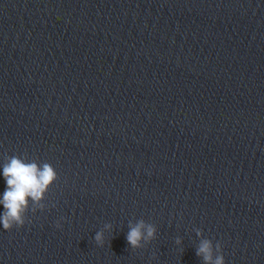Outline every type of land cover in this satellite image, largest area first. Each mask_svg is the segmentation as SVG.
<instances>
[{"label": "water", "instance_id": "water-1", "mask_svg": "<svg viewBox=\"0 0 264 264\" xmlns=\"http://www.w3.org/2000/svg\"><path fill=\"white\" fill-rule=\"evenodd\" d=\"M10 156L57 179L0 264H264V0H0Z\"/></svg>", "mask_w": 264, "mask_h": 264}, {"label": "clouds", "instance_id": "clouds-1", "mask_svg": "<svg viewBox=\"0 0 264 264\" xmlns=\"http://www.w3.org/2000/svg\"><path fill=\"white\" fill-rule=\"evenodd\" d=\"M3 179L7 187L0 199V205L3 206L0 225L4 230L11 231L24 226L29 199L33 203H39L48 187L57 179V173L49 163L40 167L35 161L27 162L19 156H10L3 166ZM105 229L110 230L111 225H105ZM155 233L154 226L140 220L135 225H129L126 240L130 248L136 250L155 239ZM197 235L200 236L201 233L198 231ZM95 243L100 247L104 246V231L96 233ZM214 252L219 254L214 257ZM197 255L203 258L205 264H225L221 245L217 243L214 248L209 239H202Z\"/></svg>", "mask_w": 264, "mask_h": 264}]
</instances>
